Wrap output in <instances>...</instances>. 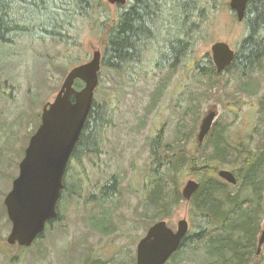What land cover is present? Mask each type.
Here are the masks:
<instances>
[{
	"label": "trees",
	"instance_id": "obj_1",
	"mask_svg": "<svg viewBox=\"0 0 264 264\" xmlns=\"http://www.w3.org/2000/svg\"><path fill=\"white\" fill-rule=\"evenodd\" d=\"M53 1L47 14L48 21H45L40 20L46 15L45 0H0V41L14 43L25 34L37 33L34 37L56 38L68 48L76 45L81 51V41L71 43L77 36H68L71 21L76 17L84 22L77 27L79 30L81 25L91 24L101 34L102 67L114 72L118 78L113 85L116 94L127 84H136L150 70L165 71V79H160L157 85L153 108L188 59L190 69L200 76L199 82L204 87H211L209 89L215 88L213 75H219L210 54L202 59L195 57V51L202 41L209 40L204 31H211V19L229 7L225 0H129L125 5H116L115 13L108 10L105 0ZM94 14L96 18L92 22L88 18ZM29 22H39L42 28L27 27L25 24ZM243 23L245 32L237 43V57L228 69L238 67L249 85L254 73H264V0H249ZM50 25L55 27L50 28ZM206 57L209 63L205 62ZM242 76L227 92L233 100L228 103L229 107L236 108L243 103L240 92L250 91L246 90L247 82ZM207 89L203 94L208 98ZM201 90L199 87L191 89L190 104L183 113L184 117L177 122L173 135L166 139L159 131L151 141L153 155L146 202L152 213L145 215V223L149 227L157 219L169 218L180 201L185 200L189 206L190 229L167 264H181L186 260L196 264H253L258 258L257 264H264V247L262 253L257 254L264 219V129L257 131L258 137L253 145L252 138H245V134L236 137L215 125L204 143H197L198 120L193 112L202 106ZM108 99L95 96L87 118L90 127L83 133L78 147L80 151L93 148L88 154L97 153L102 133L112 127L113 110ZM260 106L259 114L264 121V95ZM226 167L236 175L237 184L227 183L219 177L218 170ZM182 171L185 175L198 177L200 182L199 189L189 201L180 191L178 175ZM114 192V185L108 186L99 201L107 202ZM41 238L38 237L36 242Z\"/></svg>",
	"mask_w": 264,
	"mask_h": 264
},
{
	"label": "rangeland",
	"instance_id": "obj_2",
	"mask_svg": "<svg viewBox=\"0 0 264 264\" xmlns=\"http://www.w3.org/2000/svg\"><path fill=\"white\" fill-rule=\"evenodd\" d=\"M225 1L229 5V0ZM105 2L108 3L107 0ZM53 4V0H45L43 6L47 11L40 20L48 21L47 14ZM107 8L111 13L116 11V5L108 3ZM59 16L63 17V13ZM95 18L96 14L88 19L93 22ZM83 23L74 17L68 33L70 38L77 36L71 43L76 44L78 40L82 42L81 51L76 45L74 48H68L63 41L52 42L49 38L34 37L37 33L25 34L16 39L14 45L0 42V108L8 109L14 104L13 99L9 97L11 87L8 86L17 84L12 75L26 76L31 83V86L20 83V95L17 91L14 92L20 108L23 106V97L28 102L21 127L9 135L0 137V264H88L91 260L92 264H136V246L147 228L145 215L152 213L146 202V198H149V165L153 155L151 141L158 134V128H164L166 139L173 135L177 122L184 117L183 113L190 104L191 89L199 87L202 89L200 93L203 94L208 88L199 82L200 76L197 72L190 69L188 59L180 66L152 108L158 82L165 79V71L150 70L136 84L129 83L116 94L117 90L113 85H116L118 78L114 72L102 67L103 77L100 78L95 96L109 98L114 120L112 127L102 133V144L98 152L81 156L77 163L78 168L69 175L70 186L77 188V191H80L79 196H82L70 204L67 218L56 229L47 230L41 240L35 241L30 247L9 245L6 239L11 230V223L4 198L12 187L13 179L18 175L17 166L22 159L20 151L23 145L27 144L25 141L28 129L36 123L37 115L42 112L44 103L49 99L47 95L58 89L60 76L63 83L67 72L74 65L88 61L95 50H103L98 29H94L95 25L86 24L81 25L79 30L77 27ZM245 26V23L237 20L229 7L216 13L209 23L211 31H204L209 40L199 44L195 57L203 59L210 54L212 64L215 65L211 51L212 43L224 41L235 47L245 32ZM51 27L55 25H50ZM76 59L80 61L74 62ZM205 62L209 63L208 57ZM213 78L216 81L215 88L207 89L209 97L203 94L201 108L193 112L198 120L196 142L203 117L211 110H216L220 120L217 128H223L225 133L245 134V138H252L251 141L255 145L257 131L264 129V121L259 114L260 102L264 95V73H254L250 80V91L240 92L243 103L237 105L234 110L228 106L232 98L227 92L240 81L239 75L229 72L222 73L221 76L213 75ZM35 93L41 97L35 100ZM42 96L45 97L44 101ZM167 151L166 147L165 152ZM82 178L84 181L81 183ZM190 178L198 180V177L185 175L183 171L179 173L180 191ZM115 180V192L109 195L107 202L90 201L92 193L102 200L103 186ZM95 183H99L98 192L94 191ZM170 194L169 198L172 197V193ZM88 197L90 202L87 204ZM188 207L185 200L180 201L167 218L174 229L177 228L179 219H189ZM100 226L104 227V231L97 229ZM263 230L264 219L261 232ZM258 260L259 258L253 264H257ZM181 264L196 263L186 260Z\"/></svg>",
	"mask_w": 264,
	"mask_h": 264
},
{
	"label": "water",
	"instance_id": "obj_3",
	"mask_svg": "<svg viewBox=\"0 0 264 264\" xmlns=\"http://www.w3.org/2000/svg\"><path fill=\"white\" fill-rule=\"evenodd\" d=\"M127 1L107 0L112 5H125ZM248 2L229 1L239 21L245 17ZM211 50L218 71L224 70L234 60L235 52L227 42H214ZM101 66L102 51L97 49L88 61L70 69L56 99L50 107H45L42 124L32 136L19 164V174L4 199L12 224L6 239L9 245L31 246L44 231L46 222L57 215L56 205L64 187V175L92 108ZM76 80L84 82L79 90L74 87ZM216 116V111L211 110L204 117L198 133L200 143L209 134ZM218 175L230 184L238 182L229 169H220ZM199 187L198 180L188 179L182 187V196L189 201ZM189 229L187 218L178 222L176 230L169 227L165 219L155 222L137 243L136 264H166L179 249ZM263 245L264 230L259 237L258 254Z\"/></svg>",
	"mask_w": 264,
	"mask_h": 264
},
{
	"label": "flooded vegetation",
	"instance_id": "obj_4",
	"mask_svg": "<svg viewBox=\"0 0 264 264\" xmlns=\"http://www.w3.org/2000/svg\"><path fill=\"white\" fill-rule=\"evenodd\" d=\"M230 1V0H229ZM229 8L234 12V14H235V16H236V18H237V15H236V12L230 7V5H229ZM237 20H238V18H237ZM244 20V19H243ZM243 20L242 21H240V22H243ZM239 21V20H238ZM23 25H24V23H23ZM27 27H31V26H35V27H37V26H40V23L39 22H29V23H26L25 24ZM31 35V34H30ZM52 42H57V40H56V38H51V37H48ZM0 42H4V41H0ZM217 42V41H216ZM239 42V41H238ZM5 43V42H4ZM214 43V42H213ZM2 43H0V45H1ZM15 43H7V45H14ZM230 45V44H229ZM212 46V45H211ZM231 46V45H230ZM231 48L234 50V52H235V57H234V60H235V58L237 57L236 56V54H237V44H236V46L235 47H232L231 46ZM212 51V50H211ZM212 57H213V54H212ZM13 61H14V59H12ZM234 60H233V62H234ZM233 62L228 66V67H226L224 70H222V71H218L217 70V68H216V66L214 65V67H215V69H216V74L217 75H219V76H221L222 75V73L224 74V73H229V72H232V73H235L236 75H239V77L240 76H242L241 74H242V71L240 70V69H238V67H236V68H232V69H228L229 67H231L232 66V64H233ZM13 79H14V81L17 83V84H11V85H9L8 84V86H10L11 87V89H10V93H9V97L11 98V99H13V101H14V104H12L8 109H4V108H0V137L1 136H3V135H9L10 133H12V132H15V130L17 131L20 127H21V125H22V123H23V121H24V117H25V111H26V109H27V105H28V102H27V99L25 98V97H23V100H24V102H23V106H22V108H20L19 107V103H18V99L17 98H15V95H14V92L15 91H17V94L18 95H20L22 92H21V85H20V83L21 84H26L27 86H31V83L30 82H28V80H27V78H26V76L25 77H21L20 75H12L11 76ZM243 77V81L244 82H247L246 84V90H250V87H251V84H249L248 85V79L247 78H244V77H246V76H242ZM65 79V78H64ZM63 82H64V80H63ZM250 83H251V81H250ZM0 85H2V81L0 80ZM62 85H63V83H62V77L60 76V83H59V85H58V89L57 90H55L54 92H52L51 94H49V95H47L48 97H49V99L48 100H46V102L44 103V105H43V109H42V112L41 113H39L38 115H37V121H36V123H34V124H32L30 127H29V129H28V132H27V141H25V143H27L25 146L23 145V147L21 148V151H20V156H21V158L23 159V157L25 156V153H26V149H27V147H28V145H29V142H30V140H31V138H32V136L37 132V130L39 129V127H40V125L42 124V115H43V111H44V109H45V107L46 106H48V107H50V103L51 102H53L55 99H56V97H57V95H58V93H59V91H60V89L62 88ZM74 87L76 88V90H79L80 88H79V83H78V81L76 80V82H75V84H74ZM31 89V88H30ZM30 89H29V91H30ZM33 90V89H32ZM39 91H41V90H38V92ZM41 96L38 94V93H35L34 94V96H33V98L36 100V99H39ZM15 98V99H14ZM45 97H43L42 96V99H43V101L45 100L44 99ZM72 99L74 100L75 99V96L73 95L72 96ZM233 110L235 109V108H232ZM216 111V110H215ZM216 113H217V111H216ZM208 113H206V115H207ZM205 115V116H206ZM204 116V117H205ZM39 117V118H38ZM204 117H203V119H204ZM219 114L217 113V116H216V119H215V121H214V123H213V126H212V128L216 125H218V123H220V120H218L219 118ZM203 119H202V121H203ZM89 121H90V119H88V121H87V124H85L84 125V127H83V129H82V132H81V135H80V137H79V139H78V141L76 142V144H75V146H74V149H73V151H72V153H71V157H70V160H69V162H68V165H67V169H66V172H65V175H64V180H63V182H64V187H63V189L61 190V194H60V197H59V199H58V202H57V205H56V210H57V215L54 217V218H51V219H49L47 222H46V225H45V230H44V232L40 235L42 238L46 235V232H47V230H49V231H52V230H54V229H56L64 220H65V218H67V215H68V211H69V207H70V204L71 203H73V201L76 199V198H80L81 196H79V191H77V188H74V187H71L70 186V183H69V175L73 172V170H75L76 168H78L77 167V163H78V160H79V157H80V155H82V156H84V155H88V153L89 152H92L94 149L93 148H90L91 150H87V151H84V152H82V151H80L79 150V145H80V141H81V138H82V136H83V133H84V131L86 130V129H88L89 127H90V125H89ZM37 122H38V124H37ZM202 123V122H201ZM200 126H201V124H200ZM212 128H211V130H212ZM200 129V128H199ZM219 129V128H218ZM211 130H210V132H211ZM222 130H224L223 128H222ZM31 131H32V133H31ZM159 131H162L163 133L165 132L164 131V128H161V129H159L158 128V130L156 131V132H159ZM210 132H209V134H210ZM225 133V132H224ZM29 134V135H28ZM209 134L206 136V138L209 136ZM226 134H231V135H235L236 137H239L240 135H238L237 133H234L233 132V134L232 133H227L226 132ZM206 138H205V140H206ZM204 140V141H205ZM204 141L202 142V143H204ZM24 143V144H25ZM197 143H199V144H202V143H200L199 141H198V136H197ZM101 144H102V142H101ZM101 144H100V146H101ZM187 146H189V144L187 145ZM86 149H89V147L88 148H86ZM99 150V149H98ZM98 150H97V152H98ZM85 152H87V154H85ZM21 159V160H22ZM21 162V161H20ZM20 162L18 163V166H17V169H18V174H19V164H20ZM150 164H151V161H150ZM221 169H224V168H221ZM226 169V168H225ZM220 170V169H219ZM218 170V171H219ZM230 170V169H229ZM232 171V170H231ZM233 172V171H232ZM14 180V179H13ZM223 180V179H222ZM116 183H117V180H115L113 183H108V184H106V185H104L103 187H104V189L102 190V192H104L105 191V189L106 188H108V186H110V185H114V191H115V188H116ZM98 184L99 183H95V185H94V191H96V192H98L99 190H98ZM91 185L89 184V187H90ZM75 191H77V192H75ZM107 191H108V189H107ZM100 194V192L98 193V195ZM90 201H96V202H100L99 201V199H98V197L94 194V193H92L91 194V199H90ZM89 201V197L87 198V204L90 202ZM182 219V218H181ZM181 219H179L178 221H177V226H178V222L181 220ZM162 220V219H161ZM166 221H167V224H168V226L169 227H171L172 229H174L170 224H169V222H168V220H167V218L165 219ZM188 220V222H189V224H190V221H189V219H187ZM157 221H159V219H157ZM157 221H155V222H157ZM154 222V223H155ZM153 223V224H154ZM153 224H151L149 227H147V229H146V232L148 231V229L153 225ZM98 230H103L104 231V227L102 226V227H99V228H97ZM177 229V228H176ZM176 229H174V230H176ZM48 231V232H49ZM145 232V233H146ZM136 252H137V246H136ZM12 264H14V262H12ZM88 264H92V260L88 263ZM103 264H105V262L103 263ZM167 264V263H166Z\"/></svg>",
	"mask_w": 264,
	"mask_h": 264
},
{
	"label": "bare ground",
	"instance_id": "obj_5",
	"mask_svg": "<svg viewBox=\"0 0 264 264\" xmlns=\"http://www.w3.org/2000/svg\"><path fill=\"white\" fill-rule=\"evenodd\" d=\"M193 4V3H192ZM162 7V6H161ZM89 10V9H88ZM70 12V11H69ZM60 13V12H59ZM196 13V12H195ZM84 14V13H83ZM198 14V13H197ZM62 17V16H61ZM104 18V17H103ZM197 18V17H196ZM106 20V19H105ZM193 20V19H192ZM195 20V19H194ZM33 21V20H32ZM71 21V20H70ZM106 24V23H105ZM249 25V24H248ZM41 27V26H40ZM42 28V27H41ZM38 29V28H37ZM39 30V29H38ZM159 30V29H158ZM148 35V34H147ZM182 35V34H181ZM262 35V34H261ZM152 36V35H151ZM257 38V37H256ZM154 41V40H153ZM185 41V40H184ZM173 42V41H172ZM152 46V45H150ZM149 46V47H150ZM146 47V46H145ZM148 47V46H147ZM152 50V49H151ZM178 50V49H177ZM146 51V50H145ZM167 51V50H166ZM259 53V52H258ZM156 54V53H155ZM147 55V54H146ZM175 55V54H174ZM182 56V55H181ZM141 58V57H140ZM180 59V58H179ZM255 61V60H254ZM196 248V247H195ZM206 250V249H205ZM205 252V251H204Z\"/></svg>",
	"mask_w": 264,
	"mask_h": 264
}]
</instances>
